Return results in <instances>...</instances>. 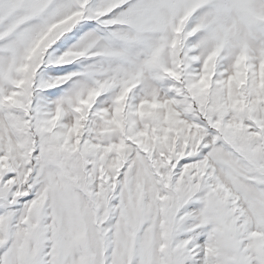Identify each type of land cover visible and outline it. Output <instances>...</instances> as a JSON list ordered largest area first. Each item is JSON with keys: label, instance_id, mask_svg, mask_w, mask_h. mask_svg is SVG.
<instances>
[{"label": "snow or ice", "instance_id": "1", "mask_svg": "<svg viewBox=\"0 0 264 264\" xmlns=\"http://www.w3.org/2000/svg\"><path fill=\"white\" fill-rule=\"evenodd\" d=\"M0 264H264V0H0Z\"/></svg>", "mask_w": 264, "mask_h": 264}]
</instances>
